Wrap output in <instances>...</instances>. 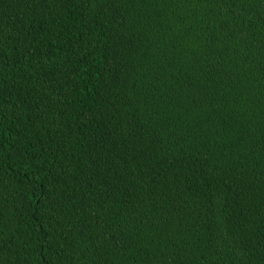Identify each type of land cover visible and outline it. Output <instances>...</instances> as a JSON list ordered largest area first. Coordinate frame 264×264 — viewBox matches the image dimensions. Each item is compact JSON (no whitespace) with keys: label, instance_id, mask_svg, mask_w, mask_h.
<instances>
[{"label":"trees","instance_id":"1","mask_svg":"<svg viewBox=\"0 0 264 264\" xmlns=\"http://www.w3.org/2000/svg\"><path fill=\"white\" fill-rule=\"evenodd\" d=\"M0 264H264V0H0Z\"/></svg>","mask_w":264,"mask_h":264}]
</instances>
